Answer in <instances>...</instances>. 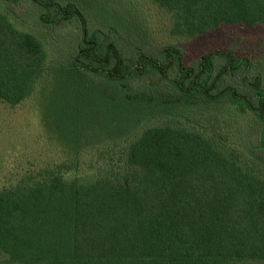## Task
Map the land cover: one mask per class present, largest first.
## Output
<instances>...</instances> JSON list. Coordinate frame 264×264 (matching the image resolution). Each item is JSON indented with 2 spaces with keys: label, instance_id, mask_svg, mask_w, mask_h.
<instances>
[{
  "label": "trees",
  "instance_id": "16d2710c",
  "mask_svg": "<svg viewBox=\"0 0 264 264\" xmlns=\"http://www.w3.org/2000/svg\"><path fill=\"white\" fill-rule=\"evenodd\" d=\"M150 1L187 38L264 27V0ZM22 4L24 16L10 12ZM91 11L0 0V97L22 103L50 70L53 97L75 115L69 166L89 169L82 158L101 140L121 153L88 179L45 167L1 186L0 253L17 264H264V174L245 139L250 114L264 124V61L215 48L191 65L183 47L156 52L141 37L127 56L103 35L114 23L126 32L119 10L99 0ZM72 19L80 46L49 62L37 31Z\"/></svg>",
  "mask_w": 264,
  "mask_h": 264
},
{
  "label": "rangeland",
  "instance_id": "374dc122",
  "mask_svg": "<svg viewBox=\"0 0 264 264\" xmlns=\"http://www.w3.org/2000/svg\"><path fill=\"white\" fill-rule=\"evenodd\" d=\"M109 1L123 17L126 32L114 23L113 31L103 27V35L121 41L127 56L138 47L137 38L141 37L147 47L151 46L156 52L167 44L183 47L185 61L191 65L195 64L202 53L215 48L250 54L256 56V60L261 58L264 61V27L262 26H225L195 38H187L175 35L171 31L172 15L150 0ZM78 2L85 10L92 13V7L99 0H78ZM28 9L26 4H22L12 8L10 12L22 17ZM90 22L93 24L92 20ZM49 30L53 31L48 33V27L45 26L37 31L41 37H44L50 53L49 62H67L72 59L75 55L74 50L80 46L79 21L72 19L59 26H53ZM59 40H62L61 45ZM260 69L264 70V63L260 65ZM260 69L257 67V70ZM74 117V114L66 111L63 105L53 97L50 70H45L32 96L22 103L10 104L0 97V187L15 181L26 172H36L45 167H55L65 180H71L73 177L84 180L95 175V168L111 166L113 161L118 162V156L121 153L111 152L105 145V140L98 138L101 142L89 149V153L84 154L82 158L81 164L84 169L91 162L89 169L82 173L83 171H79L74 165L69 166L72 157L70 152L73 147L67 141L66 134L72 126ZM171 119H166L164 124L177 127L180 124L178 122L182 121L176 118ZM246 122L245 139L248 143L246 150H253L256 153L258 160L256 170L263 171L264 174V147L261 145L264 124L253 114L247 117ZM91 145L93 144L86 146ZM113 156L114 160L111 161ZM0 264L17 263L10 262L5 254L0 253Z\"/></svg>",
  "mask_w": 264,
  "mask_h": 264
}]
</instances>
